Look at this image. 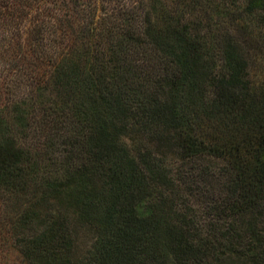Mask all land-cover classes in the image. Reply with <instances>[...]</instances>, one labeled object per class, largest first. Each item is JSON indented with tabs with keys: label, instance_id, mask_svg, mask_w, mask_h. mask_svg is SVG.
Here are the masks:
<instances>
[{
	"label": "trees",
	"instance_id": "trees-1",
	"mask_svg": "<svg viewBox=\"0 0 264 264\" xmlns=\"http://www.w3.org/2000/svg\"><path fill=\"white\" fill-rule=\"evenodd\" d=\"M243 3L0 0V234L27 264H76L87 235L78 264H264V96L245 35L264 0ZM204 155L228 176L206 222L191 202Z\"/></svg>",
	"mask_w": 264,
	"mask_h": 264
},
{
	"label": "rangeland",
	"instance_id": "rangeland-1",
	"mask_svg": "<svg viewBox=\"0 0 264 264\" xmlns=\"http://www.w3.org/2000/svg\"><path fill=\"white\" fill-rule=\"evenodd\" d=\"M225 3L233 2V4H237L238 6H233L234 11H241L244 6V0H224ZM253 16V15H252ZM251 17V16H250ZM245 32L246 39H247V49H248V72L249 78L252 81L253 90L258 97L264 96V26L258 24L255 19L251 21H247ZM23 27V25H22ZM21 38L19 41L22 43V50L20 55H24L25 47L24 41L27 37L26 32L21 33ZM237 35V33H236ZM8 47L5 45L2 50V58H0V104L2 102H9L10 99V92H9V84L11 78V70L13 66H8L6 57L9 56L8 54ZM218 67V66H216ZM10 71V72H9ZM216 140L220 142H226L228 146L230 145L231 141L233 140V134H223L222 136L217 134ZM197 163V170L194 172V178L198 180V185H201L205 192L200 199L198 196H191V202L193 206L196 207L199 211V216L202 222H206L209 217L205 216V211L207 210L204 204L205 202L212 199H218L220 196V184L227 179V174L223 171V168L227 166V160H224L219 157H214L212 155H204L200 159H198ZM195 163V164H196ZM189 163L186 167V173L190 172L191 168ZM209 166V169L212 170L209 174L202 177L201 175H197L199 170L202 167ZM193 171V170H192ZM197 176V177H196ZM192 178V177H191ZM138 211L140 214L146 213V204L141 203L138 206ZM3 202L0 199V217L3 215ZM204 215V216H203ZM203 216V217H201ZM4 234V233H2ZM3 239V244L0 245V264H27L21 257V254L18 250L12 247V239L10 240L9 237H1L0 240ZM2 242V241H1ZM90 244V236H82L76 245V249L74 251V260L75 263L78 264L80 258L85 253V250Z\"/></svg>",
	"mask_w": 264,
	"mask_h": 264
}]
</instances>
